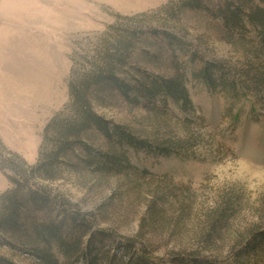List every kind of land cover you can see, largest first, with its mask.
Listing matches in <instances>:
<instances>
[{
	"label": "rangeland",
	"instance_id": "1",
	"mask_svg": "<svg viewBox=\"0 0 264 264\" xmlns=\"http://www.w3.org/2000/svg\"><path fill=\"white\" fill-rule=\"evenodd\" d=\"M259 9L0 0V264H264Z\"/></svg>",
	"mask_w": 264,
	"mask_h": 264
},
{
	"label": "trees",
	"instance_id": "2",
	"mask_svg": "<svg viewBox=\"0 0 264 264\" xmlns=\"http://www.w3.org/2000/svg\"><path fill=\"white\" fill-rule=\"evenodd\" d=\"M260 10V17H262L263 18V20H264V9H259ZM231 14L232 15H230V16H232L233 17V19L234 18H237V14H238V11L237 10H235V11H233V12H231ZM230 16H229V18H226V21H229V19H230ZM238 19H236V21H237ZM251 20L254 22V23H256L253 19H252V17H251ZM163 87V86H162ZM164 87L165 88H167V90L168 91H171L172 92V90H177L178 89V94H183L184 92H183V89H181L180 87H179V83H178V81H171V82H164ZM182 90V91H181ZM182 92V93H181ZM92 118H93V120L94 121H96L97 123H98V120H97V117L96 116H94V115H92Z\"/></svg>",
	"mask_w": 264,
	"mask_h": 264
}]
</instances>
